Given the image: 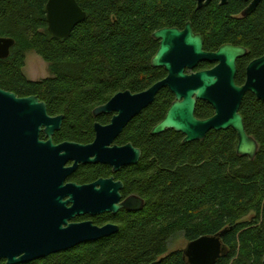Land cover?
I'll use <instances>...</instances> for the list:
<instances>
[{
  "label": "trees",
  "instance_id": "1",
  "mask_svg": "<svg viewBox=\"0 0 264 264\" xmlns=\"http://www.w3.org/2000/svg\"><path fill=\"white\" fill-rule=\"evenodd\" d=\"M85 11L66 37L47 28V0H0V37L14 44L0 58V88L17 96L36 95L50 115H63L54 140L88 142L93 123H108L111 114L92 115L94 107L119 91L137 93L164 78L151 58L159 42L152 33L162 27L182 29L189 21L203 37V48L214 51L224 43L241 45L247 53L237 60L235 82L242 84L245 65L264 53V0L246 16L242 0L220 5L212 0L196 8L194 0H76ZM33 51L51 75L28 79L25 54ZM211 64L201 62L196 70ZM174 100L167 87L133 117L116 137L141 151L139 160L117 172L123 193L143 199L137 211L121 210L96 218L115 223L118 230L101 239L22 264H188L182 249L168 251L177 234L191 241L225 229V253L214 264H261L264 256V101L250 92L239 112L246 132L258 143L253 159L236 153L237 135L231 128L210 130L202 140L183 142L172 129L151 134ZM198 100L195 116L212 115ZM102 164L80 165L70 176L84 182L106 175ZM247 216L249 218L245 219ZM0 264H6L0 260Z\"/></svg>",
  "mask_w": 264,
  "mask_h": 264
},
{
  "label": "water",
  "instance_id": "2",
  "mask_svg": "<svg viewBox=\"0 0 264 264\" xmlns=\"http://www.w3.org/2000/svg\"><path fill=\"white\" fill-rule=\"evenodd\" d=\"M194 1L198 9L212 0ZM260 1L250 0L241 16L249 15ZM45 10L48 31L60 38L68 36L86 16L76 0H47ZM152 36L159 46L151 64L163 68L166 76L137 93L119 91L94 107L93 116L105 113L111 118L106 124L93 123L95 136L90 143L54 144L52 136L60 129L63 115L48 114L46 103L36 95L17 96L0 88V260L6 264L27 263L118 230L113 223L97 226L91 221L71 222L76 216L115 213L120 208L136 211L143 206V199L137 195L120 202L122 184L111 178L82 185L65 180L79 164L102 163L117 171L136 163L139 148L112 142L163 87L171 91L174 100L151 134L172 129L183 135V142H190L202 140L210 130L231 128L237 135L236 153L254 158L258 143L246 132L239 108L246 92L264 101V53L247 63L244 82L237 84L236 61L246 54L245 47L224 43L206 51L202 35L189 21L182 29L162 27ZM13 44V38L0 37V58L8 56ZM201 62L215 65L195 70ZM198 100L212 107V115L203 119L195 116ZM40 133L46 140L39 138ZM69 161L72 165L66 166ZM224 232L188 241L182 249L187 263L214 264L225 253L221 241Z\"/></svg>",
  "mask_w": 264,
  "mask_h": 264
},
{
  "label": "flooded vegetation",
  "instance_id": "3",
  "mask_svg": "<svg viewBox=\"0 0 264 264\" xmlns=\"http://www.w3.org/2000/svg\"><path fill=\"white\" fill-rule=\"evenodd\" d=\"M243 1V0H242ZM228 2V1H227ZM226 2V3H227ZM245 2V6H244V8L249 4V2H250V0H248V1H244ZM218 3L220 4V5H222L221 3H220V0H218ZM225 3V4H226ZM243 8V9H244ZM242 9V10H243ZM241 10V11H242ZM240 15H241V12H240ZM233 45V44H232ZM241 46V45H240ZM244 47V46H243ZM246 53H247V49H246ZM246 55V54H245ZM244 55V56H245ZM242 58V57H241ZM241 58H239V59H241ZM238 60V59H237ZM249 62V61H248ZM236 63H237V61H236ZM211 64V66L210 67H208V68H211V67H213L214 65H215V63H210ZM247 65V64H246ZM246 65H245V67H246ZM208 68H206V69H208ZM196 70V69H195ZM202 70V69H201ZM111 118V117H110ZM106 124V123H105ZM58 131V130H57ZM56 132V131H55ZM55 134V133H54ZM54 134H53V136H52V142L54 143V144H59V143H62V142H65V141H69V140H61V141H55L54 140ZM94 136H95V132H94V129H93V137H92V139L90 140V141H88V142H85V143H83V142H77V143H82V144H87V143H90V142H92L93 141V139H94ZM39 138L41 139V140H46V137L44 136V134L43 133H40V136H39ZM116 139V138H115ZM70 142H75V141H70ZM126 143H131V142H125V143H121V144H118L117 142H115V140L112 142V145H114V144H116V145H118V146H122V145H124V144H126ZM132 144V143H131ZM135 147V146H134ZM72 163L73 162H71V161H69L67 164H66V166H71L72 165ZM87 164H102V163H87ZM80 165H84V164H79L78 166H77V168L80 166ZM102 165H104V166H106V167H108L109 168V172L106 174V175H98V176H96L95 178H93V179H91V180H87V181H84V182H77V181H75V180H71L70 179V176L73 174V172L66 178V180H65V182L67 183V182H73V183H76V184H90V183H93V182H95V181H97V180H99V179H108V178H111L112 179V181L113 182H121V184H122V187L118 190V193L120 194V202L121 201H123L124 199H126L128 196H130V195H136V194H134L133 192H131V193H128V194H125V193H123V188H124V183H123V181L119 178V177H117V172L120 170V168H122L123 166H121L117 171H113V169H112V167L111 166H109V165H107V164H102ZM76 168V169H77ZM121 210H124V211H128V210H125V209H123V208H120L117 212H119V211H121ZM137 211V210H136ZM117 212H115V213H111V212H103V213H100V214H96V215H90V214H84V215H81V216H76L75 218H73L72 220H71V222H82V221H91L94 225H97V226H102V225H104V224H107V223H112V222H109V221H103V222H100L99 224H97L96 222H95V220H96V218L97 217H99V216H101V215H103V214H107V213H109V214H116ZM113 224H115V223H113Z\"/></svg>",
  "mask_w": 264,
  "mask_h": 264
},
{
  "label": "rangeland",
  "instance_id": "4",
  "mask_svg": "<svg viewBox=\"0 0 264 264\" xmlns=\"http://www.w3.org/2000/svg\"><path fill=\"white\" fill-rule=\"evenodd\" d=\"M24 75L31 80L46 78L51 75L49 66L33 51H28L25 54V64L23 67ZM249 218L247 216L245 219ZM187 244L182 234H177L168 244V251L181 250Z\"/></svg>",
  "mask_w": 264,
  "mask_h": 264
}]
</instances>
